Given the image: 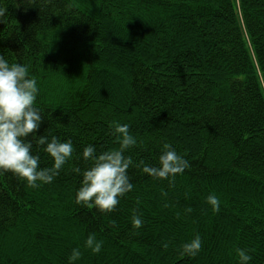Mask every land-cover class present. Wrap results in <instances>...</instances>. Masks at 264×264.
Masks as SVG:
<instances>
[{"label": "trees", "instance_id": "1", "mask_svg": "<svg viewBox=\"0 0 264 264\" xmlns=\"http://www.w3.org/2000/svg\"><path fill=\"white\" fill-rule=\"evenodd\" d=\"M0 8V54L37 80L36 134L75 150L36 188L0 171V264H70L74 248L71 264H236L241 248L249 264H264V0H0ZM114 122L137 138L125 153L134 162L158 166L167 142L190 167L156 179L130 166L131 191L104 212L75 202L81 177L72 167H89L79 158L87 144L118 147ZM196 234L200 251L181 255Z\"/></svg>", "mask_w": 264, "mask_h": 264}, {"label": "clouds", "instance_id": "2", "mask_svg": "<svg viewBox=\"0 0 264 264\" xmlns=\"http://www.w3.org/2000/svg\"><path fill=\"white\" fill-rule=\"evenodd\" d=\"M3 11L0 8V14ZM29 73L27 64L10 63L0 54V171H11L36 188L41 183H52L63 166L74 158L75 150L71 140H61L56 135L36 134L44 115L37 106V80ZM111 128L118 147L97 152L95 145L87 144L79 158L89 162V167H72L73 173L81 177L75 194L77 204H92L101 211H113L119 197L132 189L128 173L130 166L138 167L156 179L174 178L190 167L189 161L167 142L162 145L158 166L149 165L143 160L134 162L131 156L125 154L138 143L137 138L130 133L129 125L114 122ZM28 137H34L36 144L42 146V151L52 158L50 167H40V157L33 154L32 141ZM207 202L213 212L219 211L220 201L215 195L209 194ZM142 223L139 215L133 217L134 228H140ZM85 243L94 253L100 252L102 248V242L92 236L87 237ZM201 246V237L196 234L190 241L183 243L181 255L194 256ZM79 255L78 249H72L70 264ZM251 259L247 250L238 249L236 264H249Z\"/></svg>", "mask_w": 264, "mask_h": 264}]
</instances>
